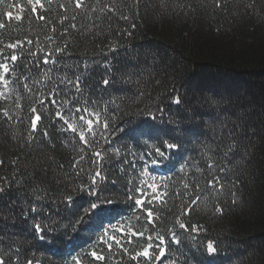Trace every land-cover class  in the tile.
Listing matches in <instances>:
<instances>
[{
  "label": "trees",
  "instance_id": "trees-1",
  "mask_svg": "<svg viewBox=\"0 0 264 264\" xmlns=\"http://www.w3.org/2000/svg\"><path fill=\"white\" fill-rule=\"evenodd\" d=\"M43 2L44 9L38 11L47 17V23L33 17L28 0L0 4V23L6 24L0 28V62L5 60L7 45H18L13 49L18 60L14 66L8 65L13 71L7 76V89L0 69V92L8 93L7 99L0 96V161H4L0 166V188L4 189L0 192V256L6 264H17V248L18 264L27 260L72 264L75 255L70 254V243H76L86 227L93 225L94 216L116 207L128 216L115 231H109V237L121 240L129 251L115 244L111 251L107 246L98 248L106 259L94 264H159L158 260L129 259V254L148 243L159 244L157 233L165 235L161 247L167 249L168 259L163 264H264V139L259 140L246 167L217 163L219 158L214 160L205 147L213 143L219 121L240 103L252 121L264 128V0H85L79 9L76 0ZM8 4H23L25 11L9 9ZM7 11L24 18L6 21ZM57 46L62 51L59 63L53 64ZM50 52L51 60L42 64ZM51 68L56 69L51 73L54 80L65 73L73 83L81 77L83 95L70 84L56 97L58 106L46 103L40 107L51 93L37 81H43ZM26 79L31 94L22 86ZM105 79L111 81L107 88ZM211 94L219 103L210 102ZM65 95L70 100L91 101L88 110L100 112V120L110 125L105 131L103 123L97 128L94 122L93 132L86 135L92 143L79 141V127L76 133H61L65 126L57 120V113L72 107L61 106ZM176 97L190 104L177 105L173 102ZM33 108L42 119L36 139L27 144ZM176 109L179 112L173 113ZM147 119L154 121L151 127H136L137 121ZM161 120L180 138L193 141L203 136L202 143L191 148L199 167L196 177L178 184L173 190L175 199L163 205L151 196L152 183L142 165L146 157H153V147L144 150L142 139L154 140L161 126L154 123ZM183 125L190 126L184 133ZM45 131L50 138L44 137ZM208 164L213 167L208 169ZM221 165L228 169L226 173L220 172ZM149 167L159 169L154 163ZM94 171L101 172L99 184L115 204L85 217L67 236L54 239L57 233L50 231L43 240L34 239L35 214L28 212L27 202L30 179L45 180L41 186L53 196L72 191L75 205L59 199L45 205V213L59 219L56 213L65 216L86 204L88 198L77 195L75 188L90 183ZM213 176L219 183L210 188ZM125 193L151 203L143 210L133 208ZM197 198L195 210L185 222L201 225V231L194 242L189 236L177 250L168 229ZM216 208H222V214ZM148 210L153 217H147ZM100 234L96 232L95 237ZM150 235L154 239L147 241ZM95 237L86 252L96 246ZM209 241L217 247L216 254H207Z\"/></svg>",
  "mask_w": 264,
  "mask_h": 264
},
{
  "label": "snow or ice",
  "instance_id": "snow-or-ice-1",
  "mask_svg": "<svg viewBox=\"0 0 264 264\" xmlns=\"http://www.w3.org/2000/svg\"><path fill=\"white\" fill-rule=\"evenodd\" d=\"M85 0H76L75 7L77 9L84 6ZM4 0H0V4H3ZM28 4L30 5V8L28 10L32 13L33 17L40 21H45L47 23V17H45L41 11L45 7V4L43 0H28ZM217 7H220V4L217 3ZM7 7L9 9H16L18 12L23 13L25 11V5L20 4H8ZM62 9H64V6H61ZM111 11V9H109ZM5 20H15L20 21L24 17L22 15H15L13 11H7L4 13ZM126 19V17H124ZM75 19V17H73ZM6 24L0 23V28L5 27ZM75 27V25H73ZM27 43L31 44L32 41L28 40ZM7 47L16 49L18 45L16 43L7 45ZM62 49L57 46L53 52L57 54V60L53 61V64L59 63V54L61 53ZM53 53H48L47 58H44L41 60L42 64H48L51 60ZM7 59H10L12 62H16L18 60V57L16 55H10V57H7ZM0 69H2V72L4 73V78L2 79V83L7 89L9 81L7 80V76L11 74L9 66L7 63L0 64ZM56 71L55 68L48 69L44 73V80L43 81H37L42 85V87L47 88L48 91L51 93L50 96H48L45 100L40 102V107H43L44 104H52L54 105L56 103V97L61 94V92L64 91L65 88H67L68 85H73V87L76 89V91L81 93V96L83 95L82 89L80 87V81L81 77H76L75 83L71 79L68 78L67 73H65L64 76L58 77L55 80L53 79L51 73ZM75 75V73H73ZM64 86L63 88L61 86ZM103 85L107 88L111 85L110 80H103ZM23 88L27 89L28 92L31 94L33 92L32 88H29L27 79L23 83ZM36 92L40 91V88L35 89ZM0 96L7 99L8 93L0 92ZM177 105L181 104L182 102L185 104H190V101L183 100L180 97H176L173 101ZM83 103L84 106L82 107H76L77 104ZM91 101L88 100H81L80 98H77L75 100H70L65 95L61 101V106L66 105H72L71 108H66L65 112H58L57 113V120L62 121L64 128L61 129V133H63L65 130L72 131L73 133L77 132V127L81 128L82 130L78 133L79 141H83L85 143H92V141L86 140V135L88 133L93 132L94 122L95 126L97 128L100 127L101 123L104 125L105 131L110 126L107 121H101L100 116L101 113L98 111H89V105L91 104ZM212 104L219 103L216 100L211 101ZM74 109V111H73ZM85 113V115H81V113ZM69 113H72L71 116H68ZM3 115L5 118L9 117V113L7 111L3 112ZM68 116V119H65L64 117ZM42 115L37 111V109H32V118H31V127H30V134L27 137L26 143L31 144V142L36 139L35 133L39 129V123L41 122ZM156 118L153 117V120ZM77 120L80 122L79 125H77ZM118 129H114L116 131ZM44 137L50 138L47 131L43 133ZM165 135H170V133H165ZM151 138V137H150ZM255 138V139H254ZM155 139L159 140V137H155ZM264 139V128L258 126L255 122L252 121L250 113L247 111L245 106L240 103L235 105L231 109V115L226 117L223 120H220L218 125L214 128V136H213V143L205 145L207 150L211 152L212 158L216 160V158H219L217 160V163L220 161H226L228 165H231L233 167L243 165L247 166L251 162V157L255 154L256 149L259 146V140ZM179 148L178 144L175 143H168L164 140H160L159 144L154 148L153 154L159 155L163 157L165 155V152L161 149H174ZM116 154H119V150H116ZM97 157L101 155V153L97 152L95 153ZM81 160H83V157H81ZM4 161H0V166H2ZM41 166H37L39 168ZM208 169H211L213 167L212 164L207 165ZM36 171V169H34ZM228 169L221 165L220 172L226 173ZM21 178L24 177L25 173L21 172L19 173ZM40 173L39 171H36V176L39 177ZM100 171H94L91 173L90 176V183L87 184H81L76 186L75 191L77 195H80L81 193L88 198L86 204H82L79 206L78 211L73 213L72 211L65 216H60V213H56V216L60 217L59 219H55L52 216H49L45 213V205L48 203H52L53 200H62L66 202L67 204L75 205V200L72 195V191L69 190L66 192V194H60L59 196H53L50 193V190L47 187H42L46 181L43 179H37L32 178L30 179L28 183V187L30 189V196L28 198V212L34 213L35 215L32 217V219L35 221L33 224V238L43 240L46 236L49 235L50 231L51 233H57V235L54 236V239H57L61 236H67L71 232L72 229L76 228L78 224L83 223V220L85 217L91 215L94 212H99L101 207L104 205H114V201L109 196L104 195V189L100 186L99 180L102 179ZM16 182V181H13ZM22 183V181H21ZM219 183V178H216L209 182V187H215V185ZM23 186V184H22ZM153 190V195L156 194L158 191L157 186L155 183L151 184L149 186ZM4 189L0 188V192H3ZM130 191H137V189H131ZM143 195V192L140 193ZM128 200L132 201L131 207L135 208L137 206H140V210H143V207L151 203L149 199H139L136 198L134 195H128L125 193ZM166 194H161V196ZM192 207L185 208V210L181 213L180 216H177L176 219L173 222V227L171 229H168V233H170L169 240L172 243H175L177 245V250H179V246L189 238L191 237V240L194 242L196 240V237L199 235L201 231V225L199 224H191L186 223L185 220L190 215L192 211L195 210V206L198 203L197 200H194L191 202ZM217 212L222 214V208H216ZM147 217H153V212L151 210L147 211ZM47 221V222H46ZM154 222V221H152ZM111 223V222H109ZM100 230H103L101 234L97 237H95L96 240V246L83 254V256L76 257L74 256L72 258V264H83L85 260H89L90 264H94L95 261H103L106 259L105 256L100 254V252L97 250L98 248H103L105 246L108 247L109 251H111L112 244H115L117 246H120L122 251L128 252L129 250L124 247V244L121 240L116 239L115 236L109 237V230L104 229V225H101ZM111 231H115V229H112ZM136 235H143V233H136ZM154 238L150 235L146 238L147 241H152ZM156 240L160 241L159 244L153 245L152 243H148L147 246L142 247L141 250L135 251L134 253L129 254V259L134 262H138L139 259L143 258L148 261L152 260H158L159 264H163L164 260L168 259L167 255V249L161 247V245L165 241V235H162L160 233L156 234L155 237ZM131 242V241H129ZM17 253V264L19 261V253L20 249H15ZM153 251H155V255H153ZM206 252L207 254H216L217 253V247L215 244L211 241L207 242L206 244ZM8 260H11V257H8ZM0 264H6V260L3 258V256H0ZM26 264H34L33 260H27Z\"/></svg>",
  "mask_w": 264,
  "mask_h": 264
},
{
  "label": "rangeland",
  "instance_id": "rangeland-1",
  "mask_svg": "<svg viewBox=\"0 0 264 264\" xmlns=\"http://www.w3.org/2000/svg\"><path fill=\"white\" fill-rule=\"evenodd\" d=\"M243 82H245V81H243ZM243 82H238L237 85H243ZM263 117H264V116H263ZM262 122H263V121H262ZM263 124H264V122H263ZM247 174H249V173H247ZM249 177H251V179H253V176L250 175Z\"/></svg>",
  "mask_w": 264,
  "mask_h": 264
}]
</instances>
